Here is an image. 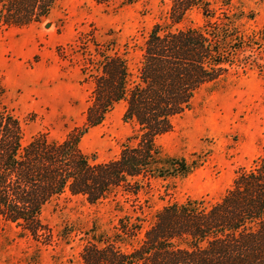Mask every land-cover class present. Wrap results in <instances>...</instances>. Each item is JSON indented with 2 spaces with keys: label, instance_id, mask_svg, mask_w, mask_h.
I'll use <instances>...</instances> for the list:
<instances>
[{
  "label": "trees",
  "instance_id": "trees-1",
  "mask_svg": "<svg viewBox=\"0 0 264 264\" xmlns=\"http://www.w3.org/2000/svg\"><path fill=\"white\" fill-rule=\"evenodd\" d=\"M56 2L0 0V33L41 23ZM169 2L165 21L156 22L145 37L134 72L114 43L105 50L95 45L88 54L81 73H89L92 91L81 129L72 128L62 140L41 133L23 143L19 120L0 106L3 229L34 241L50 238L41 213L61 197L95 204L119 192L136 196L151 180L184 178L195 170V161L168 155L157 138L234 66H257L250 59L254 53L238 56L264 46V33L247 27L255 13L242 0L237 5L232 0ZM193 12L201 24L180 28ZM121 102L131 135L117 158L90 161L79 146L81 137ZM140 215L120 218L109 235L94 231L93 242L82 249V264H264V143L255 167L238 173L216 203L188 199L166 205L147 228Z\"/></svg>",
  "mask_w": 264,
  "mask_h": 264
},
{
  "label": "rangeland",
  "instance_id": "rangeland-1",
  "mask_svg": "<svg viewBox=\"0 0 264 264\" xmlns=\"http://www.w3.org/2000/svg\"><path fill=\"white\" fill-rule=\"evenodd\" d=\"M242 1L255 13L247 27L264 33V0ZM169 3L57 0L41 23L0 33V106L19 120L23 143L41 133L62 140L72 128L81 129L92 91L89 73H81L88 54H94L95 45L105 50L114 43L134 72L145 37L156 22L165 21ZM190 21L179 27L202 22L196 12ZM252 53L257 66H234L217 88L198 94L189 110L171 119V130L157 138L168 155L195 161L192 173L154 179L136 196L119 192L95 204L61 197L41 213L50 238L34 241L0 226V264H82V249L93 242L94 231L111 234L120 218L138 217L140 207L147 228L154 213L166 205L188 199L219 201L238 173L255 167L264 143V46L238 59ZM124 109L123 102L115 105L81 137L79 146L90 161L118 157L132 131L122 119Z\"/></svg>",
  "mask_w": 264,
  "mask_h": 264
}]
</instances>
